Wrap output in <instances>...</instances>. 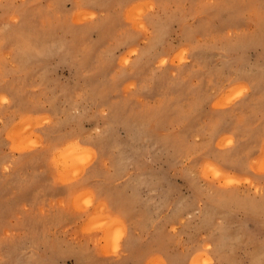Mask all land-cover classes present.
<instances>
[{"label": "rangeland", "instance_id": "374dc122", "mask_svg": "<svg viewBox=\"0 0 264 264\" xmlns=\"http://www.w3.org/2000/svg\"><path fill=\"white\" fill-rule=\"evenodd\" d=\"M0 264H264V0H0Z\"/></svg>", "mask_w": 264, "mask_h": 264}, {"label": "bare ground", "instance_id": "6f19581e", "mask_svg": "<svg viewBox=\"0 0 264 264\" xmlns=\"http://www.w3.org/2000/svg\"><path fill=\"white\" fill-rule=\"evenodd\" d=\"M62 155V154H61Z\"/></svg>", "mask_w": 264, "mask_h": 264}]
</instances>
